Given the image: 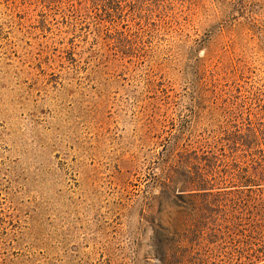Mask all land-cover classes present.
<instances>
[{
    "label": "rangeland",
    "instance_id": "obj_1",
    "mask_svg": "<svg viewBox=\"0 0 264 264\" xmlns=\"http://www.w3.org/2000/svg\"><path fill=\"white\" fill-rule=\"evenodd\" d=\"M249 123L264 0H0V264H264V181L164 186Z\"/></svg>",
    "mask_w": 264,
    "mask_h": 264
},
{
    "label": "trees",
    "instance_id": "obj_2",
    "mask_svg": "<svg viewBox=\"0 0 264 264\" xmlns=\"http://www.w3.org/2000/svg\"><path fill=\"white\" fill-rule=\"evenodd\" d=\"M263 140L264 125L249 123L238 127L225 142L219 144L220 146L200 147L198 150L187 152L185 161L189 164L188 166H195L194 174L191 176L188 173L181 186H177L174 176H169L164 186L178 187L182 193L188 195L194 193L206 200L212 196L227 194L223 192L221 185L229 184L232 187L229 193L235 196L233 203L237 210L238 194L246 192L247 195L248 192L251 198L253 188L264 181ZM237 215L238 213L234 214L231 219V225L234 228L240 224L238 221L241 217ZM250 224H252L251 221ZM245 231V229L241 230V235ZM254 231L250 228L248 236L252 238Z\"/></svg>",
    "mask_w": 264,
    "mask_h": 264
}]
</instances>
